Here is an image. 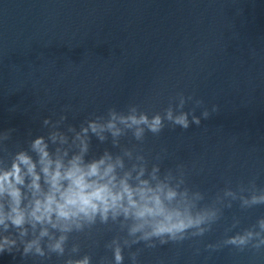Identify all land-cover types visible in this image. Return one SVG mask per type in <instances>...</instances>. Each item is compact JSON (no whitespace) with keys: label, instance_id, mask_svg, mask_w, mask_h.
Segmentation results:
<instances>
[{"label":"water","instance_id":"95a60500","mask_svg":"<svg viewBox=\"0 0 264 264\" xmlns=\"http://www.w3.org/2000/svg\"><path fill=\"white\" fill-rule=\"evenodd\" d=\"M181 92L192 97L183 111L199 125L191 115L188 129L165 121L143 140L131 131L116 138L104 131L103 140L82 131L90 120L105 124L110 108L163 113ZM37 137L50 171L57 163L63 173L73 161L87 168L104 159L117 188L125 180L162 199L169 188L189 199L200 193L193 211L215 209L218 219L203 235L191 229L165 244L130 236L131 217L97 220L69 234L64 257L50 258L23 255L31 227L22 238L19 229L0 225V243L4 236L17 241L0 251V264H64L73 245L80 249L74 257L114 264L113 241L123 264H264V245L257 250L253 241L241 251L225 243L264 217V205L243 207L240 199L264 189V0H0V173L25 153L42 199L50 186L32 147ZM31 179L20 186L25 205L34 199ZM229 189L236 199L225 195ZM7 202L0 196V205ZM48 243L44 238L46 252Z\"/></svg>","mask_w":264,"mask_h":264},{"label":"clouds","instance_id":"9594fccd","mask_svg":"<svg viewBox=\"0 0 264 264\" xmlns=\"http://www.w3.org/2000/svg\"><path fill=\"white\" fill-rule=\"evenodd\" d=\"M191 98V96L185 97L182 92L177 93L173 98L178 101L175 106L170 102L163 113L155 112L151 115L140 110L138 105H130L126 113H118L115 108H110L105 124L90 120L88 127L82 131L87 134L90 129L101 140L104 139L101 135L104 131L110 132L114 138L123 135L126 131H131L136 140H143L146 131L154 135L159 134L165 127V121L188 129L190 115L191 123L200 124L198 117L183 111L185 103ZM176 109L180 111L179 114L174 115ZM213 110H216L215 107ZM204 115L207 117V113ZM32 147L41 156V163L44 165L42 171L50 186L48 193L44 194L42 199L36 197L41 190L40 176L35 171V164L25 153H18L11 168L0 173V196H6L8 201L6 205H0V225H3L5 231L10 226L19 229V235L22 238L28 235L29 227L33 230L32 239L21 241L24 244L23 255L32 254L40 258H50V254L54 253L58 257H64L69 234L83 232L85 228L94 226L97 220L101 224H107L109 219L116 221L121 215L125 219L131 217L136 221L129 228L130 236L142 233L138 240L160 238L161 244L167 243L168 240H183L185 233L191 229L197 230L193 235H203L206 230L203 226L207 224L210 227L218 219L215 209L193 211L197 209V202L203 199L200 193H195L193 198L189 199L187 191L178 193L169 188L162 199L152 189L133 190L125 180H121L117 188L116 178L113 175L114 167L108 164L102 168L105 164L104 159L91 163L87 168H82L73 161L72 166L63 173L60 171L61 165L57 163L56 170L50 171L52 162L47 159L44 138L37 137ZM21 165L25 166L26 172L22 171ZM26 175L32 178L29 188L34 197L27 205L24 204L26 197L20 187L25 184ZM63 181H67V186L62 183ZM225 195L233 199L237 198L231 189L226 190ZM178 196L182 199L176 206L169 207L165 204V200L176 201ZM240 199L243 207L264 205V189H255L251 195L240 197ZM57 232L58 236L55 234ZM46 237L49 241L46 245L47 252L42 245ZM138 240L132 243H137ZM253 241H255L253 247L257 250L264 245V217L259 218L252 228L228 237L225 243L242 251ZM16 243L15 239L4 236L3 243H0V251H4L5 246L10 248ZM113 244L115 245L114 264H123L122 248L117 241H113ZM79 250L78 245H73L64 264H92V258L89 255L82 257L72 255Z\"/></svg>","mask_w":264,"mask_h":264}]
</instances>
